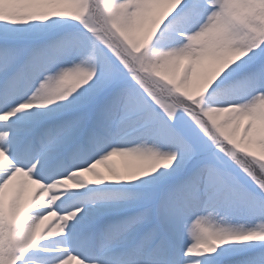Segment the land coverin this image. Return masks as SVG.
Listing matches in <instances>:
<instances>
[{"label": "snow or ice", "instance_id": "snow-or-ice-1", "mask_svg": "<svg viewBox=\"0 0 264 264\" xmlns=\"http://www.w3.org/2000/svg\"><path fill=\"white\" fill-rule=\"evenodd\" d=\"M29 22L34 43L10 39ZM0 30V264H225L264 242V0H0ZM141 177L103 223L65 197ZM232 259L264 264V243Z\"/></svg>", "mask_w": 264, "mask_h": 264}, {"label": "rangeland", "instance_id": "rangeland-1", "mask_svg": "<svg viewBox=\"0 0 264 264\" xmlns=\"http://www.w3.org/2000/svg\"><path fill=\"white\" fill-rule=\"evenodd\" d=\"M166 40H167V38H166ZM124 156V155H123ZM125 161H127V163H128V158L127 157H125ZM135 163H137V161L134 159V164ZM127 165V164H126ZM129 166H132V165H127V167H129ZM142 178H138L137 180H133L132 182H135V183H137L139 180H141ZM136 193V192H135ZM135 193H133V194H129V193H126V192H123L122 194L124 195V196H120V195H118V196H115V197H111V198H109V201L107 202V204H102V205H104V206H106L105 208H113V207H120V205L121 204H123L125 201H127V200H129V199H131L132 198V196L135 194ZM65 195H67L66 193H65ZM103 195H108V194H103V193H101V194H97V195H93V196H91V197H87L86 198V201L87 202H92V200H93V202H95L96 204H97V201L94 199V198H96V197H98V196H103ZM101 205V206H102ZM105 208H102V209H105ZM237 219H239V217H237ZM240 222H244L243 220H240ZM231 246H232V253L233 254H235V253H237V252H239L241 249L238 247V242H233V243H231ZM178 252H179V248H178ZM234 257H239V256H237V255H235ZM225 264H236V261L235 260H233L232 258H230L228 261H226L225 262Z\"/></svg>", "mask_w": 264, "mask_h": 264}, {"label": "bare ground", "instance_id": "bare-ground-1", "mask_svg": "<svg viewBox=\"0 0 264 264\" xmlns=\"http://www.w3.org/2000/svg\"><path fill=\"white\" fill-rule=\"evenodd\" d=\"M160 45L161 46H163L162 44H161V41H160ZM132 142V140H131V138L129 139V140H124V141H122L121 143H119L118 145L119 146H126V145H128V144H130ZM112 144H114V143H112ZM128 157V159H129V162H131V163H133V157H130V156H127ZM130 167V166H129ZM14 191V190H13ZM105 192H108V191H105ZM104 192V193H105ZM113 193H115V192H109V195H104V196H102L103 198H104V200H106V199H109V198H111V197H115V196H111L110 194H113ZM108 194V193H107ZM84 200L83 199H79L78 201H77V203L78 202H83ZM179 245V244H178ZM177 251H178V247H177Z\"/></svg>", "mask_w": 264, "mask_h": 264}]
</instances>
